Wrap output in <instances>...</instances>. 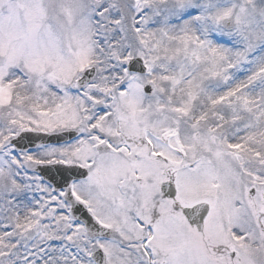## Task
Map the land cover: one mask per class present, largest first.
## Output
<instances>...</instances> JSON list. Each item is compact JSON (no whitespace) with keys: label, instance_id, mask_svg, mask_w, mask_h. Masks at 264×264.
Here are the masks:
<instances>
[{"label":"snow or ice","instance_id":"obj_1","mask_svg":"<svg viewBox=\"0 0 264 264\" xmlns=\"http://www.w3.org/2000/svg\"><path fill=\"white\" fill-rule=\"evenodd\" d=\"M0 264H264V0H0Z\"/></svg>","mask_w":264,"mask_h":264}]
</instances>
